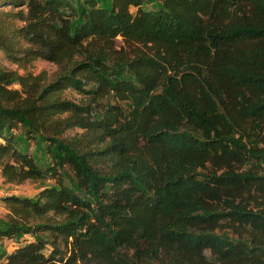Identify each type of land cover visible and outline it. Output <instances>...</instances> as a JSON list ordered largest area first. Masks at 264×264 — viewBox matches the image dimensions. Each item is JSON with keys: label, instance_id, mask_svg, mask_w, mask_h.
I'll use <instances>...</instances> for the list:
<instances>
[{"label": "trees", "instance_id": "trees-1", "mask_svg": "<svg viewBox=\"0 0 264 264\" xmlns=\"http://www.w3.org/2000/svg\"><path fill=\"white\" fill-rule=\"evenodd\" d=\"M0 53V177L55 179L0 264H264V0H0Z\"/></svg>", "mask_w": 264, "mask_h": 264}, {"label": "rangeland", "instance_id": "rangeland-1", "mask_svg": "<svg viewBox=\"0 0 264 264\" xmlns=\"http://www.w3.org/2000/svg\"><path fill=\"white\" fill-rule=\"evenodd\" d=\"M100 3L108 5L109 0H98ZM154 3V1H153ZM151 4V2L143 3V8H152L154 4ZM116 44H119V39L116 40ZM0 64L7 68V69H15L19 73L22 71L20 69H17L14 64L9 63L6 61L2 54L0 53ZM27 71L31 72L32 74H36L39 72H42L46 78H51L56 74V67L50 62L36 59L34 60L29 67L27 68ZM65 96L75 100L77 98V95H75L73 92L66 91ZM17 136L21 137L22 140L19 141V148L27 147L29 152L34 156V160L36 164L39 167H45L49 164V158L48 155L45 153V141L43 139H40L39 137H36L34 139L32 138H26L23 135V130H17L15 133ZM67 172V171H66ZM68 173V172H67ZM64 178V177H63ZM67 179L64 178V182L66 183ZM55 183V179L46 176L45 178L39 180H24L21 183L18 184H11V183H4L0 177V218H3L6 214V209L4 204L1 201V197L5 195L10 194H16V195H24L28 197H34L37 193V191L42 188L43 186H49L53 185ZM216 233H224V232H216ZM224 235V234H223ZM25 240H28L29 237L27 235L23 236ZM24 240H21L23 242ZM17 245L15 242L11 241L10 239L0 238V252H9L13 249V247ZM3 259L0 260L2 262Z\"/></svg>", "mask_w": 264, "mask_h": 264}]
</instances>
